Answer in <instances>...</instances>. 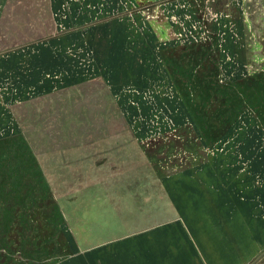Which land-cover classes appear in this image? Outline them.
Wrapping results in <instances>:
<instances>
[{
	"label": "rangeland",
	"instance_id": "374dc122",
	"mask_svg": "<svg viewBox=\"0 0 264 264\" xmlns=\"http://www.w3.org/2000/svg\"><path fill=\"white\" fill-rule=\"evenodd\" d=\"M195 234L264 264V0H0V264Z\"/></svg>",
	"mask_w": 264,
	"mask_h": 264
},
{
	"label": "crops",
	"instance_id": "0c3cea01",
	"mask_svg": "<svg viewBox=\"0 0 264 264\" xmlns=\"http://www.w3.org/2000/svg\"><path fill=\"white\" fill-rule=\"evenodd\" d=\"M240 4L242 5L243 2L241 1ZM241 5L238 8H240V12H241V9H243L245 19H247L245 12H244L245 9L243 7H241ZM242 17H243V15H242ZM226 182H228V181H226ZM195 232H197V231H195ZM194 241L196 242L197 247L199 249V251H198L199 254L203 257V259H205V261L208 264H231L230 260H224V258L220 254V251H218V250L212 251V249H215V248H220V249L225 248V246H224L225 244H222L221 242H219L220 240L213 239V238L208 239L207 236L205 239H202L201 236H199L198 234H195ZM177 242H178L177 240L173 241V248H175V249H177L180 245V243L178 245ZM186 245L187 244L184 243V246H186ZM189 248L190 249L187 252H188L189 257L192 259L191 262L198 263L199 256L197 254V250L194 249L193 247H189ZM237 255L240 257L239 254H237ZM241 255H242V253H241ZM180 257H182V253L180 254ZM181 259H180V261H178L179 264H181ZM239 260H241V263H243L245 261L241 257L239 258ZM165 263H166V260H165L164 264Z\"/></svg>",
	"mask_w": 264,
	"mask_h": 264
},
{
	"label": "bare ground",
	"instance_id": "6f19581e",
	"mask_svg": "<svg viewBox=\"0 0 264 264\" xmlns=\"http://www.w3.org/2000/svg\"><path fill=\"white\" fill-rule=\"evenodd\" d=\"M242 6H243V4H242ZM243 13V12H242ZM242 13H241V15H242ZM244 15V14H243ZM254 139V138H253Z\"/></svg>",
	"mask_w": 264,
	"mask_h": 264
}]
</instances>
